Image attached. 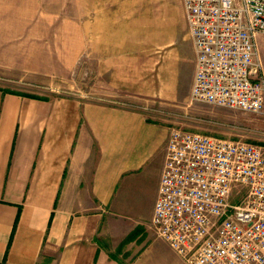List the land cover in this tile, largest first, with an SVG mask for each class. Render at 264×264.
Here are the masks:
<instances>
[{
  "label": "crops",
  "instance_id": "0c3cea01",
  "mask_svg": "<svg viewBox=\"0 0 264 264\" xmlns=\"http://www.w3.org/2000/svg\"><path fill=\"white\" fill-rule=\"evenodd\" d=\"M125 28L99 69L124 98L0 86V264H186L151 224L173 126L150 103L190 93L194 46L187 29L182 89L163 63L148 81L126 60Z\"/></svg>",
  "mask_w": 264,
  "mask_h": 264
},
{
  "label": "built area",
  "instance_id": "2783aa9c",
  "mask_svg": "<svg viewBox=\"0 0 264 264\" xmlns=\"http://www.w3.org/2000/svg\"><path fill=\"white\" fill-rule=\"evenodd\" d=\"M196 65L190 98L264 107V0H182ZM151 224L187 264H264V145L173 128Z\"/></svg>",
  "mask_w": 264,
  "mask_h": 264
},
{
  "label": "rangeland",
  "instance_id": "374dc122",
  "mask_svg": "<svg viewBox=\"0 0 264 264\" xmlns=\"http://www.w3.org/2000/svg\"><path fill=\"white\" fill-rule=\"evenodd\" d=\"M185 18L182 0H0V86L32 96L124 98L99 71L108 35L124 26L126 60L138 64L134 73L144 63V77L152 81L163 63L176 70L182 89L189 58ZM257 49L264 62V34ZM150 106L162 110L171 129L264 145V107L217 106L193 101L190 93Z\"/></svg>",
  "mask_w": 264,
  "mask_h": 264
}]
</instances>
